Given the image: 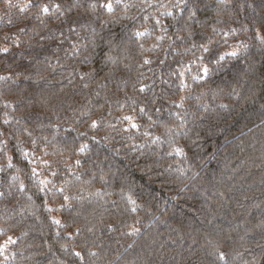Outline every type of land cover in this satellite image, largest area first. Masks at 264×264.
I'll return each mask as SVG.
<instances>
[{
    "label": "trees",
    "instance_id": "obj_1",
    "mask_svg": "<svg viewBox=\"0 0 264 264\" xmlns=\"http://www.w3.org/2000/svg\"><path fill=\"white\" fill-rule=\"evenodd\" d=\"M0 264H264V0H0Z\"/></svg>",
    "mask_w": 264,
    "mask_h": 264
},
{
    "label": "snow or ice",
    "instance_id": "obj_2",
    "mask_svg": "<svg viewBox=\"0 0 264 264\" xmlns=\"http://www.w3.org/2000/svg\"><path fill=\"white\" fill-rule=\"evenodd\" d=\"M108 7L111 8V5L109 4ZM77 255H78V254H77Z\"/></svg>",
    "mask_w": 264,
    "mask_h": 264
}]
</instances>
